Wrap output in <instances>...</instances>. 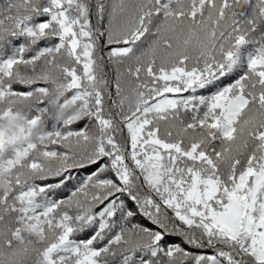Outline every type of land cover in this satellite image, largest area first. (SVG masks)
Segmentation results:
<instances>
[{"label": "snow or ice", "instance_id": "snow-or-ice-1", "mask_svg": "<svg viewBox=\"0 0 264 264\" xmlns=\"http://www.w3.org/2000/svg\"><path fill=\"white\" fill-rule=\"evenodd\" d=\"M0 264H264V0H0Z\"/></svg>", "mask_w": 264, "mask_h": 264}]
</instances>
